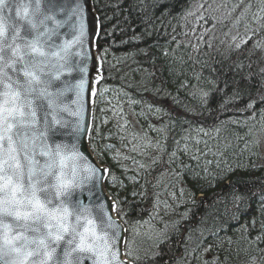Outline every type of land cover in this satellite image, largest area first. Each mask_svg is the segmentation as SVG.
<instances>
[{
	"label": "trees",
	"instance_id": "obj_1",
	"mask_svg": "<svg viewBox=\"0 0 264 264\" xmlns=\"http://www.w3.org/2000/svg\"><path fill=\"white\" fill-rule=\"evenodd\" d=\"M153 2L92 0L102 77L89 144L109 169L125 256L133 264H264V0H218L223 17L212 0H159L164 14ZM117 105L123 122L114 126ZM173 151L178 160L168 163ZM229 167L224 180L193 179ZM234 191L248 198L238 202Z\"/></svg>",
	"mask_w": 264,
	"mask_h": 264
},
{
	"label": "snow or ice",
	"instance_id": "obj_2",
	"mask_svg": "<svg viewBox=\"0 0 264 264\" xmlns=\"http://www.w3.org/2000/svg\"><path fill=\"white\" fill-rule=\"evenodd\" d=\"M87 2L0 0V264H126L118 259L122 237L110 215L116 205L95 198L92 187L101 170L80 147L88 133L83 94L86 85L93 90L83 76L76 79L73 74L87 72L82 51ZM151 6L161 7L162 14L168 11L159 0ZM260 74L264 79V69ZM69 92L77 96L71 102L75 110L66 102ZM259 102L264 103V95ZM255 104L252 100L246 110ZM65 113L76 117L71 144L53 139L67 127ZM177 160L173 151L168 163ZM231 171L209 174L204 168V175L193 173V179L212 175L224 180ZM189 195L194 200L195 192ZM232 196L238 202L248 198L236 191ZM260 199L264 205V195ZM260 210L264 213V206ZM222 230H227L226 223Z\"/></svg>",
	"mask_w": 264,
	"mask_h": 264
},
{
	"label": "water",
	"instance_id": "obj_3",
	"mask_svg": "<svg viewBox=\"0 0 264 264\" xmlns=\"http://www.w3.org/2000/svg\"><path fill=\"white\" fill-rule=\"evenodd\" d=\"M65 0H57V3H63ZM68 3H71V0H67ZM58 18H63L62 14ZM85 24H86V35H85V44L83 48V52L86 53V60L85 64L87 66V72L80 74L77 76L79 79L81 76H83L87 81L88 84L91 85V87H95V84L97 80L101 79V67H100V61L98 58V55L96 53V39L99 32V21L97 14L95 13V10L93 8L92 0H88L86 6H85ZM61 31H64L63 29ZM79 50V49H78ZM71 82H74L71 77L68 78ZM94 92V91H93ZM93 92H90L88 90V85L85 87V92L83 94V120L84 123L88 127V133L87 135H84L81 137V145L80 147L82 150H85L87 154H90L89 158L90 161L101 171L96 174V179L94 181V186L92 187V191L95 194V198L98 200H103L105 203L111 202V204H115L114 200L110 197V195L105 190V187L102 185V179L106 176L107 170L104 166H101L97 161L95 155H93L92 151L90 150L89 146V132L91 129V119L92 115H90V110L93 107ZM77 100V96L74 92H69L66 95V102L70 105V110H75L76 105L72 104V101ZM64 118L67 121V126L71 125L72 129L70 131H67L66 128H64L61 132L59 129L53 136V139L58 142L61 141L63 143L71 144L73 142L72 140V130L74 126V122L76 120V117L70 116L67 113L64 114ZM89 149V150H88ZM91 186V185H90ZM87 202V201H86ZM110 215L113 217L114 220L119 224V231L120 235L122 237L121 240L118 242V252L119 260H123L126 262V264H132L129 260L125 258L124 255V239H125V226L120 221V219L117 216L116 208L110 212ZM87 264H91L90 261L87 262Z\"/></svg>",
	"mask_w": 264,
	"mask_h": 264
},
{
	"label": "bare ground",
	"instance_id": "obj_4",
	"mask_svg": "<svg viewBox=\"0 0 264 264\" xmlns=\"http://www.w3.org/2000/svg\"><path fill=\"white\" fill-rule=\"evenodd\" d=\"M177 11V15L179 16V18L180 19H186L187 18V15H185L184 14V12L181 10V9H178V10H176ZM178 40V39H177ZM187 42H189V40L187 41V39L186 38H182V39H180V40H178V43L181 45V46H185L186 44H187ZM230 46L228 45V48H229ZM227 48V49H228ZM232 49V47L231 48H229V50H231ZM233 50V49H232ZM83 74V73H82ZM78 75H80V74H77V73H74L73 74V76L76 78V79H78L77 78V76ZM72 79H73V77H71ZM99 82V80H97V82H96V84H95V87H91V85H90V87H91V89L94 91V94H96V86H97V83ZM92 91V92H93ZM100 113V110L98 109V111H96V114L98 115ZM90 115H95V112H94V110L93 109H91L90 110ZM108 118V117H107ZM64 129V128H63ZM63 129H61L60 130V132L63 130ZM72 129V126L71 125H68L67 127H66V130L67 131H70ZM136 129H138V126H134V130H136ZM58 142H62V140L61 141H58ZM89 150V149H88ZM90 150H92V149H90ZM176 151L178 152L179 151V148H176ZM92 153H93V151H92ZM93 155H95L94 153H93ZM96 161L101 165V166H104L105 168H106V170H107V174H106V176L102 179V185H103V187H106L105 186V184H106V180H107V175H108V172H109V169L105 166V165H103V164H101L100 162H99V160L96 158ZM177 165V167L180 169V168H182V169H184V167L183 166H181L180 164H176ZM111 172V171H110ZM112 172H114V169H113V171ZM181 172V170H179V171H176L175 173H180ZM105 190L107 191V189L105 188ZM107 193H108V191H107ZM109 194V193H108ZM111 197V196H110ZM112 198V197H111ZM123 251H124V255H126V253H125V249H123ZM129 261H131L130 260V258L129 257H126ZM132 262V261H131ZM207 264V263H206Z\"/></svg>",
	"mask_w": 264,
	"mask_h": 264
},
{
	"label": "rangeland",
	"instance_id": "obj_5",
	"mask_svg": "<svg viewBox=\"0 0 264 264\" xmlns=\"http://www.w3.org/2000/svg\"><path fill=\"white\" fill-rule=\"evenodd\" d=\"M217 3H218V0H212L211 6H215L216 7V9L215 10H212V11L214 13H218V16L219 17H223L225 14L222 13V11H220V10L217 9ZM217 29H220L219 26H213V29L212 30L217 31ZM101 77H102V73H101ZM95 96H96V94H94V96H93V101H94ZM118 106H120V105H117L116 107H114L113 108V111L111 112V114H112L111 121L114 124V126H119L123 122V118H122V116H120V112H119V109L120 110H122V109L119 108ZM108 122H109L108 119H106L104 117L103 118V123H106L107 124Z\"/></svg>",
	"mask_w": 264,
	"mask_h": 264
}]
</instances>
